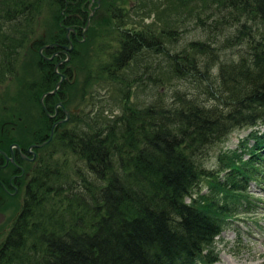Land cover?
Segmentation results:
<instances>
[{"label": "trees", "instance_id": "16d2710c", "mask_svg": "<svg viewBox=\"0 0 264 264\" xmlns=\"http://www.w3.org/2000/svg\"><path fill=\"white\" fill-rule=\"evenodd\" d=\"M90 2L112 21L100 32H114V45L92 37L91 23L83 30ZM176 2L203 38L171 52L150 26L130 20L132 26L122 27L127 9L115 5L120 0H0V122L14 117L23 132L14 141L47 139V112L75 93L78 75L84 89L121 86L123 100L120 112L108 117L70 113L34 148L31 163L19 160L22 199L0 264H215V236L234 216L252 211L247 184L264 189V0ZM134 7L140 13L143 0ZM42 12L50 24L37 32ZM67 26L85 35L71 36L76 74L70 82L72 66L66 68L67 80L44 96L46 107L39 96L53 88L60 68L37 48L62 39ZM170 29L162 34L168 39ZM141 51L160 53L166 78L188 80L194 92L174 89L167 102L159 93L130 104L128 87L150 81L143 69L138 78L124 73ZM26 73L23 101L8 110L3 82ZM164 79L155 76L152 83ZM237 129L247 130L206 168L209 148Z\"/></svg>", "mask_w": 264, "mask_h": 264}, {"label": "rangeland", "instance_id": "374dc122", "mask_svg": "<svg viewBox=\"0 0 264 264\" xmlns=\"http://www.w3.org/2000/svg\"><path fill=\"white\" fill-rule=\"evenodd\" d=\"M176 1L177 0L171 2H168V0H143L144 7L140 13L135 12V7H133L132 10H128L127 8V6H135L136 3L138 4V0H120V3H115V5H119L123 9L128 10H126L127 12L123 11L122 13H127L121 17L123 20H121L122 22H127L124 23L122 27L132 26L130 20H134L137 25L143 24V26H150L152 31L156 34L155 36L161 38L160 40L163 42V44L165 43L168 48L171 47V52H174L189 40L203 38V34L199 33L201 30L194 29L192 19L190 20L182 18L184 16L183 11ZM92 3L93 2H90L88 4V9H90V11L87 15L88 21L86 22V27L84 26L83 30H86V28L91 23L92 28L90 31L91 34H93L92 37L105 36V41L108 43L107 47L114 45V32L111 33V35H108L107 33L105 35L104 31L100 32V29H104L107 26L109 27V24L112 25V21L101 11L95 12L97 5H92ZM48 24H50L49 13L42 12L39 14L36 24V31L42 32L43 30L48 29ZM165 28H171L170 31L172 32L170 39L162 35ZM83 30H81L82 35L78 39L79 41L85 38V35H83ZM95 39H98V37ZM88 46H94L92 41ZM83 52L88 54L86 49ZM93 52L94 51H91L89 55H94L95 53ZM103 52L99 54V57L103 55ZM79 53L81 61V52ZM161 56L162 55L160 53L154 54L149 53V51H141L136 55V58H134L127 65L128 67L124 70V73H126L127 77L130 79L138 78L141 75V70L143 69L145 74H149L148 76L150 80L147 81L145 78H143L144 80L141 83L138 82L133 84L131 87H128V95H130L128 102H130V104L131 102L135 101L150 100L151 96L154 98L159 96V93L163 98L162 100L167 102L171 99V94L174 89L194 92L195 87H197L194 85V83L184 79L178 80L176 78H166L167 73L163 67L164 62L162 61ZM147 62L150 63L149 69H144L143 65ZM72 69L75 77L76 68L73 62ZM155 76L156 78L157 76H160L161 78L165 77V79L162 83L156 81L153 84L152 79H154ZM8 78L9 79L4 81L2 85V91L4 87V93L6 95L3 98L6 100L5 104L9 107L8 110H15V107L19 106L18 103L23 101L21 98L22 87L20 86V81L28 78V75L27 73L25 75L22 74V78L19 79H14V76H10ZM83 79L84 78L82 75L77 76V82H75L74 86L72 87L75 93H71L68 96L67 101L62 102L67 114H73L74 111H76L79 115H82V112L87 111V114H89L88 116L91 115L94 118H101L100 116L108 117L120 112L121 104L123 103L120 93L122 89L120 88L121 86L95 85V88L88 87V89H84L82 87ZM70 82H72V80ZM81 90H85L90 95L89 101L88 97H86L87 99L85 98L87 103H91V99L94 100V108L92 105L87 103V105H84V98H80V96L82 97V93L81 95L79 94ZM17 96H20L21 100L17 101ZM96 107L98 111L95 109ZM62 112L65 113L64 111ZM97 113L98 115H96ZM9 114H11V112ZM246 130L247 129L234 130L229 134L226 140L213 144L209 148L207 157L205 158L204 164L206 168L215 167L217 165L216 153L223 148L235 147L237 140L239 137L243 136ZM14 136H23V132L15 131ZM51 136H47V141L51 138ZM250 142L251 141L249 140V143ZM21 184L22 183H19L17 185V190L14 191V214L16 213L18 203L22 199L23 186H21ZM198 187L200 191H204L206 188L205 183L203 182ZM255 188L256 187L253 186L252 182L247 184V190L254 200L253 206L251 207L252 211L242 214L239 213L238 215L234 216L232 221L223 227L222 230L215 236L213 242V253L217 258L215 264H264V189L260 190ZM255 198L259 199L256 200ZM11 201L12 200H9V202ZM255 204L257 205L255 206ZM2 215H7V213L0 212V217Z\"/></svg>", "mask_w": 264, "mask_h": 264}, {"label": "flooded vegetation", "instance_id": "af4514ba", "mask_svg": "<svg viewBox=\"0 0 264 264\" xmlns=\"http://www.w3.org/2000/svg\"><path fill=\"white\" fill-rule=\"evenodd\" d=\"M134 6H128V9L133 8ZM77 33L82 35L81 30L76 31L74 29H67L63 32V38L59 41H49L42 43L38 46L37 52L43 60H48L53 66L60 69L57 71L58 74H62V80H67L68 74L67 67L72 66L70 59L69 51L71 50L73 43L72 38L77 37ZM72 36V38H71ZM51 44V45H48ZM71 44V48L67 47ZM68 54V58H67ZM71 79H74V72L72 67H70ZM61 80V81H62ZM60 81V82H61ZM60 83L58 84V86ZM57 86V87H58ZM46 93L39 96V99L42 101ZM51 100V99H50ZM44 101L47 106V99L44 98ZM64 107L62 101L58 98L53 102L52 112H47V116L51 121L49 126V131H53L54 127L61 123V121L67 119L70 113H63ZM64 116V117H63ZM59 120V121H58ZM61 120V121H60ZM15 131H18L17 124L14 122V117L6 119L0 122V212L7 213V215H2L0 217V251L4 247V240L9 236V233L14 229V191L17 190V185L19 184L18 176L21 174L20 171L22 167L19 165V160H27L30 163L35 158V147L30 146L34 142H29L26 145H20L17 141H14ZM49 133V132H48ZM44 144V143H43ZM30 146L29 150L27 149ZM33 151V153L31 152ZM23 171V170H22ZM9 200H12L9 202ZM14 233V231H13ZM14 235V234H13ZM13 239V237H12Z\"/></svg>", "mask_w": 264, "mask_h": 264}, {"label": "water", "instance_id": "95a60500", "mask_svg": "<svg viewBox=\"0 0 264 264\" xmlns=\"http://www.w3.org/2000/svg\"><path fill=\"white\" fill-rule=\"evenodd\" d=\"M85 27H86V24H85ZM66 28L69 29L68 26H67ZM48 45H51V44H48ZM69 48H71V44H69V46L67 47V49H69ZM67 57H68V54H67ZM59 75H60V76H59V79L55 82L53 88L50 89V90H48V91H46V92H44V93L48 94V93H52V92L55 91V89L57 88L58 84L60 83V81L62 80V77H63L62 74H59ZM44 93H43V94H44ZM40 98H41V96H40ZM63 111L65 112V114H66V116H67V112L65 111V109H63ZM58 121H59V120H58ZM60 121H61V120H60ZM51 132H52V131L50 130V131H49V134H48V137L51 136ZM47 139H48V138H47ZM47 139L44 140V141H42V142H39V143H32V144H30V146H40V145H42L44 142H46ZM30 146L27 148L28 150H29ZM31 152L33 153V151H31Z\"/></svg>", "mask_w": 264, "mask_h": 264}]
</instances>
